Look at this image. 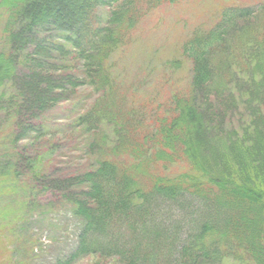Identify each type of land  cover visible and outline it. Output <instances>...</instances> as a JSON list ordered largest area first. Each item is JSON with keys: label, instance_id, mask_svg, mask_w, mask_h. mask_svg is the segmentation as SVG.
Here are the masks:
<instances>
[{"label": "trees", "instance_id": "16d2710c", "mask_svg": "<svg viewBox=\"0 0 264 264\" xmlns=\"http://www.w3.org/2000/svg\"><path fill=\"white\" fill-rule=\"evenodd\" d=\"M18 1L21 7L13 9L8 17L12 24L27 19L29 25L11 33L7 41L10 50L7 54L0 53V86L6 79L5 65L17 62V51L33 44L34 40L21 44L22 33L32 35L39 22L52 21L55 16L40 12L31 2L27 5L28 2ZM90 1L76 0L77 17L69 18L68 22L62 18L55 20L61 27L59 31L64 32L63 39L84 61L80 68L85 74L81 69L76 73L78 76L55 74L51 79L50 103L57 107L67 101L62 94L74 93L80 87L90 86L102 94L82 113L79 111L84 102L74 105L76 110L71 116H62L67 118L64 123L68 129L84 135V151L99 156L94 169L77 178L84 187L81 192L86 194V202H79L75 194L69 197L81 226L80 243L71 258L75 259V254L84 257L95 253L114 257L116 264H264V245L260 244L259 236L252 234L254 223L250 225L249 212L246 214L242 207L244 202L257 205L256 216L262 218L264 232V116L249 120L251 131L241 136L239 128L217 130L212 138L218 144V152L207 157L199 155L203 141L199 120L205 113L218 125L220 117L213 112V101L221 104L216 98L224 92L218 81L227 90L235 79L231 62L223 60L231 57L239 39L250 50L259 48L264 54L260 49L264 46V28L258 20L264 8H225L213 27L192 33L181 46V57L190 68L186 86L180 89L170 79L162 82L161 90L166 95L163 110L153 106L147 111L144 101L138 111L124 103L133 97L129 88L118 91L115 86L120 81L114 73V53L131 40V33L139 24L136 5L140 13L145 6L157 7L175 0H109L117 3L115 8L105 14V20L99 18L96 25L88 21ZM250 20L257 21L252 33V27L246 25ZM57 47L64 51L63 47ZM254 55L260 60L254 52L253 60H257ZM32 56L26 58V64L31 63L30 76L37 79V66L31 62H35V55ZM179 64L167 62L165 70L179 69ZM262 70V60L252 66V71ZM249 77L234 89L241 92L245 88L243 97L259 100L256 109L261 107L264 115V78L260 79L258 74ZM173 85L177 90L168 89ZM14 88L22 103L8 117L14 119L12 124L31 111L23 103L20 88ZM250 90L253 92L248 93ZM161 104L158 101V106ZM234 136L239 139L236 141ZM179 200L198 203L189 221L193 227L184 237L177 224L171 226L165 220V210L162 212L165 203L178 206Z\"/></svg>", "mask_w": 264, "mask_h": 264}, {"label": "rangeland", "instance_id": "374dc122", "mask_svg": "<svg viewBox=\"0 0 264 264\" xmlns=\"http://www.w3.org/2000/svg\"><path fill=\"white\" fill-rule=\"evenodd\" d=\"M75 1L23 0L24 3L28 2L27 5L31 2L38 6L42 13L55 15V18L39 22L32 35L22 33L20 43L34 40L33 44H28L23 51H17V62L7 64L3 69L6 79L0 86V264H116L114 257H109L108 254L90 253L84 257L75 254V259L71 258L80 243L81 226L74 216V203H70L69 197L75 194L79 202H86V194L81 192L84 187L77 178L94 169L99 156L98 153L89 154L84 151V135L76 129H68L64 123L67 118L62 116H71L76 110L74 105L84 102V107L79 111L82 113L102 96L101 92L86 86L76 89L74 93L68 91L62 94L61 97H67V101L57 107L50 103L51 79L55 74L69 73L76 76L80 69L84 73V69L80 68L84 61L80 60L73 46L63 39L64 32L59 31L61 27L55 22L61 21V18L68 22L69 18L77 17ZM20 4L18 0H0V53H8L7 41L10 40L11 33L29 25L27 19L12 24L8 17L13 9L21 7ZM116 4L109 0L90 1L88 21L96 25L99 18H104ZM239 6H256L261 9L264 8V0H175L174 3L165 2L157 7L145 6L140 13L136 5L135 12L138 14L135 17L139 19V24L131 33V40L123 48L118 47L119 50L114 53V73L118 74L120 81L115 86L119 88L118 91L129 88L133 94L132 98L128 97V103L124 102L127 107L139 111L141 104L146 101L147 111L153 109V106L163 110L166 95L163 94L165 90H161L162 82L174 80L176 87L183 89L189 81V64L181 57L183 43L198 29L202 31L213 27L223 9L240 8ZM263 11L258 16L262 28ZM30 14L27 13V17ZM248 23L252 27L257 21L250 20L246 25ZM254 28L255 26L250 33ZM65 35L69 37L70 34ZM57 45L63 47L64 51L58 50ZM255 49L250 50L246 42L239 39L232 49L231 57L223 60L231 62L235 79L227 90L222 88L225 87L223 82L218 81L224 91L220 93L221 97L216 98L221 100V104L213 101V112H218L220 117L218 125L205 113L199 120L204 141L199 152L201 157L218 152V144L212 138L217 130L240 129L241 136L242 133L251 131L249 120L264 116L261 107L256 109L259 100L249 101L243 97L241 94L246 91L245 88L241 92L234 89L236 85L243 84V80L250 74H258L260 79L264 78V70L252 71L253 65L264 61V54L259 48L258 51ZM260 49L264 51V46H260ZM253 52L260 60L255 55L257 60H253ZM32 55H35V62H31L37 66V79L30 76V68H33L31 63L26 64V58L32 59ZM174 61L181 64L180 68L165 70V63ZM16 86L22 92L24 105L31 111L12 124L14 119L8 117L22 103L15 91ZM168 89L177 90L174 85ZM252 92L253 90L248 91ZM147 93L151 96L147 97ZM158 101L162 102L161 106H158ZM233 138L237 141L239 136ZM238 147L241 148L242 145L238 144ZM178 202V206L165 203L162 212L165 210V220L171 226L177 224L181 237H184L185 232L193 227H190L189 221L196 212L194 210L198 203L190 200ZM256 206L244 202L242 207L246 214L249 212L250 225L254 223L251 225L252 234L259 236L260 244L264 245L262 218L256 216ZM195 221L194 217L193 223Z\"/></svg>", "mask_w": 264, "mask_h": 264}]
</instances>
